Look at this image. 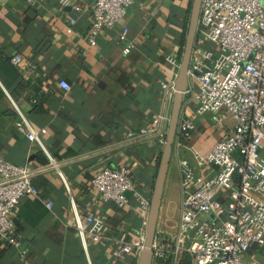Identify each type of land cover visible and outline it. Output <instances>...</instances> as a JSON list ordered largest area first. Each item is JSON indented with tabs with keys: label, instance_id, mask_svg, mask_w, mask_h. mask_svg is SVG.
<instances>
[{
	"label": "crops",
	"instance_id": "crops-1",
	"mask_svg": "<svg viewBox=\"0 0 264 264\" xmlns=\"http://www.w3.org/2000/svg\"><path fill=\"white\" fill-rule=\"evenodd\" d=\"M94 1L68 0L70 5H64L62 0H0V158L29 166L38 191V197L20 200L11 230L20 246L0 241V264L138 262L140 252L134 249L115 255L143 229L134 200L126 208L95 200L91 181L105 168H125L134 186L151 195L162 148L154 137L139 133L148 130L163 109L161 83L176 78L178 70L165 58L180 64L192 0H133L124 18L103 29L96 46L89 47L86 36ZM123 30L125 42L133 45L126 56L125 43L119 40ZM15 55L34 64L37 73L23 76L11 64ZM60 82L70 90L64 92ZM195 106L185 95L181 114L195 129L189 142L173 149L156 226V238L162 242L173 239L180 218L177 159L187 160L197 176L206 175L188 147L205 155L222 136L213 128L212 115H197ZM19 114L34 130L46 131L43 142L56 167L18 132ZM226 125L232 127L230 118ZM70 197L81 218L104 221L103 240L86 237L82 245ZM224 200L221 194L218 201ZM44 201L51 202L50 210ZM245 259L264 264V246H252Z\"/></svg>",
	"mask_w": 264,
	"mask_h": 264
},
{
	"label": "built area",
	"instance_id": "built-area-1",
	"mask_svg": "<svg viewBox=\"0 0 264 264\" xmlns=\"http://www.w3.org/2000/svg\"><path fill=\"white\" fill-rule=\"evenodd\" d=\"M62 3L70 5L68 0ZM132 4L133 0H95L87 45L95 47L100 32L118 24ZM72 8L80 11L76 5ZM126 35L123 30L119 36L125 43V56L133 49L125 42ZM10 61L23 76L37 73V67L19 55ZM165 63L175 70L179 68V62L171 57H166ZM188 79L185 95L195 100L196 114H211L213 128L222 136L205 155L188 147L195 164L206 169V175L197 176L187 160L177 159L181 191L178 229L169 242L155 237L153 260L172 259L176 263L186 254L190 264H260L246 260L245 255L252 246H264V0H202ZM59 86L64 92L70 90L65 82ZM161 90L163 109L152 119L149 129L139 135L154 137L163 148L174 80L161 83ZM19 117L18 132L36 144L47 155L49 165L56 167L43 142L46 131L34 130L21 114ZM228 118L233 122L229 130ZM194 129L193 123L181 114L175 147L189 142ZM32 174L29 166H15L0 158V241L16 248L20 245L11 232L12 216L22 198L38 197ZM91 184L95 200L102 203L126 208L130 199L134 200V212L143 229L135 241L122 243L115 255L129 254L133 249L141 252L150 196L134 186L125 168H105ZM221 194L223 202L218 201ZM70 203L82 245H86V237L93 242L103 240L104 221L92 216L81 218L71 197ZM44 205L49 210L52 207L50 201H44Z\"/></svg>",
	"mask_w": 264,
	"mask_h": 264
},
{
	"label": "water",
	"instance_id": "water-1",
	"mask_svg": "<svg viewBox=\"0 0 264 264\" xmlns=\"http://www.w3.org/2000/svg\"><path fill=\"white\" fill-rule=\"evenodd\" d=\"M202 0H192L184 47L179 68L174 80V95L171 100L170 119L167 125L165 145L162 148L157 174L150 195V207L145 226V240L137 264L153 263V243L156 237V226L162 202L163 191L173 149L176 143L178 121L181 115L185 92L188 88V71L191 54L197 34L200 7Z\"/></svg>",
	"mask_w": 264,
	"mask_h": 264
},
{
	"label": "trees",
	"instance_id": "trees-1",
	"mask_svg": "<svg viewBox=\"0 0 264 264\" xmlns=\"http://www.w3.org/2000/svg\"><path fill=\"white\" fill-rule=\"evenodd\" d=\"M156 263L157 264H173L172 259H168L166 261L157 260ZM176 264H190V258L186 254H183L180 257V260Z\"/></svg>",
	"mask_w": 264,
	"mask_h": 264
}]
</instances>
